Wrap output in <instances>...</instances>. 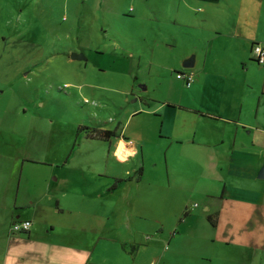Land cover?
Wrapping results in <instances>:
<instances>
[{"label":"crops","instance_id":"0c3cea01","mask_svg":"<svg viewBox=\"0 0 264 264\" xmlns=\"http://www.w3.org/2000/svg\"><path fill=\"white\" fill-rule=\"evenodd\" d=\"M173 2L185 36L169 46L195 82L177 77L164 103L139 102L123 129L101 127L116 133L103 142L121 138L127 150L113 155L127 176L113 166L106 177L137 206L128 223L115 225L121 206L86 180V165L70 179L62 150L0 126V264H264V65L252 55L264 44V0ZM150 184L160 201L180 191L191 239L180 232L162 248L143 234ZM27 219L31 230L14 235Z\"/></svg>","mask_w":264,"mask_h":264},{"label":"rangeland","instance_id":"374dc122","mask_svg":"<svg viewBox=\"0 0 264 264\" xmlns=\"http://www.w3.org/2000/svg\"><path fill=\"white\" fill-rule=\"evenodd\" d=\"M173 4L0 0V126L28 130L32 138L53 147V153L62 150L70 179L78 166L86 165V180L100 186L104 200L120 204L115 221L120 227L137 208L123 202L125 188L114 194L112 180L106 177L113 174V166L128 174L113 156L122 139L103 142L93 138L91 130L117 129L120 122L123 129L127 114L139 102L160 104L168 99L170 84L183 72L176 69L181 47L169 45L185 36V27L173 21ZM73 52H82L86 59H72ZM144 191L149 195L147 208L138 225L143 234H153L162 248L175 247L172 240L180 232L191 239L196 222L183 215L187 207L177 199L180 191L171 188L165 201L157 200L159 192L151 184ZM197 231L203 241V231ZM181 245L193 246L186 241Z\"/></svg>","mask_w":264,"mask_h":264},{"label":"built area","instance_id":"2783aa9c","mask_svg":"<svg viewBox=\"0 0 264 264\" xmlns=\"http://www.w3.org/2000/svg\"><path fill=\"white\" fill-rule=\"evenodd\" d=\"M252 55L254 60L258 64L264 65V44H254ZM177 77L179 79H185L187 82V86H190L195 82L194 72H192L191 70H183V72H180ZM31 228L32 222L30 221V219L13 222L11 226L14 235L22 232H27L31 230Z\"/></svg>","mask_w":264,"mask_h":264},{"label":"trees","instance_id":"16d2710c","mask_svg":"<svg viewBox=\"0 0 264 264\" xmlns=\"http://www.w3.org/2000/svg\"><path fill=\"white\" fill-rule=\"evenodd\" d=\"M92 131V133L94 134V136L96 137V138H101V139H108V138H110V137H112V136H115V132L114 131H111V130H109V129H105V130H102V131H100L99 133H96V131L94 130V129H92L91 130ZM96 133V134H95ZM121 180H123V179H121ZM120 180V181H121ZM115 187V186H114ZM187 211H185V213H184V216H186L187 215ZM210 219H212V217H210Z\"/></svg>","mask_w":264,"mask_h":264},{"label":"bare ground","instance_id":"6f19581e","mask_svg":"<svg viewBox=\"0 0 264 264\" xmlns=\"http://www.w3.org/2000/svg\"><path fill=\"white\" fill-rule=\"evenodd\" d=\"M126 148H125V143L123 141L119 142V144L117 145V154L120 157H125L126 156Z\"/></svg>","mask_w":264,"mask_h":264},{"label":"water","instance_id":"95a60500","mask_svg":"<svg viewBox=\"0 0 264 264\" xmlns=\"http://www.w3.org/2000/svg\"><path fill=\"white\" fill-rule=\"evenodd\" d=\"M71 58H72V59H81V60L86 59V58H85V55L82 54V52H73V53L71 54ZM260 176H261L262 178H264V168L261 170Z\"/></svg>","mask_w":264,"mask_h":264},{"label":"flooded vegetation","instance_id":"af4514ba","mask_svg":"<svg viewBox=\"0 0 264 264\" xmlns=\"http://www.w3.org/2000/svg\"><path fill=\"white\" fill-rule=\"evenodd\" d=\"M94 130L96 131V133H99L100 131H102L101 128H100V129H95V128H94ZM96 133H95V134H96ZM91 136H92L93 138L95 137L93 133H91ZM95 138H96V137H95Z\"/></svg>","mask_w":264,"mask_h":264}]
</instances>
